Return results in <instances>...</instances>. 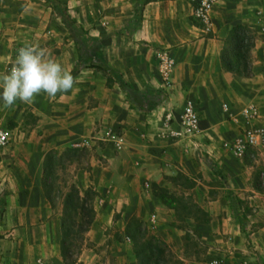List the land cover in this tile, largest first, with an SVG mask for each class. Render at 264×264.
<instances>
[{"label": "crops", "instance_id": "0c3cea01", "mask_svg": "<svg viewBox=\"0 0 264 264\" xmlns=\"http://www.w3.org/2000/svg\"><path fill=\"white\" fill-rule=\"evenodd\" d=\"M66 1L78 24L97 25L91 35L102 38L98 27L101 23L109 31L125 27L121 34L114 33L104 41L107 64L138 91L152 88L167 93L152 110L138 109L131 106L117 83L108 86L106 79L79 76L74 87L51 106L38 97L29 105L39 115L38 125L31 132V149V141L41 128L40 154L75 146L77 142L86 145L76 148L91 151L87 168L76 177L98 194L93 201L95 218L85 233L84 247L75 264L139 261V247L126 230L131 219L146 216L149 209L158 215L167 212L161 205L166 202L144 185L157 184L172 193L175 184L171 178L179 173L196 181L187 195L210 217L201 226L204 238L209 240L208 250L202 256L193 254L185 241L179 249V263L231 264L235 255L222 262L220 255L212 252L236 250L239 223L233 217L228 190L253 208L249 214L253 226L250 238L264 259V183L257 174L259 167L264 169V34L257 22L258 10L264 12V0H218L209 32L194 17L191 0ZM140 8V24L129 31L128 24ZM236 24L248 26L254 33L248 77L225 70L221 61L225 39ZM117 41L121 45L112 54V43ZM161 49H167L175 63L168 88L163 86L157 68V52ZM73 68L74 65L66 69ZM188 99L195 102L201 131L192 140L169 137L167 120L172 118L177 126ZM246 106H252L257 115L247 119L242 113ZM248 126L261 133L263 142L253 148L252 156L238 158L225 144L233 142ZM211 164L225 174V181L213 172ZM22 177L19 189L6 195L3 224L0 223V228L10 231L9 235L20 236L15 242L21 249L12 253V264H30L39 257L67 264L60 249L62 210L54 211L33 176ZM150 191L153 200L148 204ZM259 219L263 222L256 224ZM152 227L158 232L163 229L156 224ZM3 259L0 256V264H9ZM150 263L156 264L152 260Z\"/></svg>", "mask_w": 264, "mask_h": 264}, {"label": "rangeland", "instance_id": "374dc122", "mask_svg": "<svg viewBox=\"0 0 264 264\" xmlns=\"http://www.w3.org/2000/svg\"><path fill=\"white\" fill-rule=\"evenodd\" d=\"M60 2L61 7L70 18L74 19L68 11L67 1L61 0ZM100 18H103V14ZM104 26L103 23L98 26L103 32L101 35L103 43L107 41V37L110 35L114 33L121 34L125 30V27L121 26L109 31L103 29ZM258 26L259 31L263 33L261 26L259 24ZM96 27L97 25L94 24L85 28L91 33L93 28ZM27 44L46 49L48 57L61 62L65 68L74 65L73 69H67L72 74L74 80L79 76L83 78L92 76L95 79H106V75H108L97 61L85 65H76L78 58L74 42L64 25L63 18L55 12L47 0H0V74H4L9 70L14 62L16 50ZM104 45L105 43L103 44V49L105 48ZM120 45V41L112 43V50L109 52L114 54L115 49L119 48ZM123 45H126V43ZM109 57L110 54L107 53V58ZM84 72L86 73L83 74ZM63 94L57 93L55 97L49 98L47 95L41 93L34 100L37 97L44 99L46 104L50 103L51 106L53 102L63 97ZM29 105L19 101L12 107H4L0 104V128L6 129L10 136L8 144L0 147V199L2 198L4 202L6 195L10 194L12 189H19L21 185L20 180L23 178L22 175L33 176L36 180L35 182L38 181V186L42 188V181L45 175L44 165L42 164H44L47 153L54 154L58 152V156H60L65 149L54 148L40 154L39 142L43 131L41 128H39L38 134L31 141L33 149L29 147L31 132L38 125L39 120V115L29 108ZM48 112L50 113L49 109ZM51 112L53 113V110ZM100 141L103 142L104 138ZM68 147L76 148L72 145ZM253 148H247L248 150L245 154L248 156L255 154ZM85 149L81 150L79 156L75 157L74 160H59L60 158L57 157L53 162L54 168L47 174L48 189L55 204V212L62 210L63 198L72 185L77 187L83 195L88 188L93 189L86 182L80 181L76 177L81 169L87 168L91 151ZM96 156L99 157L97 154ZM258 170L259 173L257 174L264 183V169L259 167ZM179 183H182V180ZM179 183L173 185L171 189L172 193L177 196L187 195L189 190ZM144 188L148 187L144 185ZM149 188L152 189L153 185L150 184ZM149 193L151 195L147 198L148 204L153 200L152 192L150 191ZM193 200L195 201V199ZM148 204L146 203V206ZM197 204L201 207L199 203ZM161 205L167 212H161L158 215L156 210L149 209V214L146 216H140L138 220L132 218L129 229H126L131 236L136 235L140 244L138 246L139 250L144 253L145 257L144 261L142 258L133 264H151V260H161L162 262L165 260L167 264H179V249L185 245V241L186 244H189V247H187L189 248V252L197 255L201 253L202 256L209 248V240L204 238L203 231L201 230V226L204 223V215L195 210L191 214H188L189 210L183 209L181 204H179L178 213L174 209L172 210L167 203H161ZM243 207L244 205L241 208L242 212ZM168 209H171L172 213L168 212ZM153 214H156V216H152ZM233 217L235 218V222L239 223V219L235 214H233ZM10 219L13 218L10 216ZM249 220L248 214L247 218L243 220L245 230L241 228L239 223L240 232L235 234L236 250L234 253L219 249L212 250V252H217L220 255L219 258H222V262L223 260H227L228 257L235 255V258L231 259V264H264L261 253L257 249H254L255 247L252 245L250 233L253 231V226L250 225ZM2 221L3 219H0V223ZM262 222L263 219H259L256 224H261ZM153 224L163 228L162 231H156L157 229L152 227ZM9 233L10 231L7 229L3 230L0 228V256L1 260L6 258L3 261L12 264L15 261L12 253L21 249L15 242V240L20 239V236H17L16 233L9 235ZM118 238L121 240L122 235L119 234ZM159 248L164 250V255L160 254Z\"/></svg>", "mask_w": 264, "mask_h": 264}, {"label": "trees", "instance_id": "16d2710c", "mask_svg": "<svg viewBox=\"0 0 264 264\" xmlns=\"http://www.w3.org/2000/svg\"><path fill=\"white\" fill-rule=\"evenodd\" d=\"M53 7L55 12L63 18L65 27L67 28L71 39L74 42L75 49L77 52L78 63L76 65H85L99 62L103 71L107 73L106 82L108 86H112L113 83H117L119 87L125 92L126 98L132 107L144 110H152L158 104H160L166 97L162 90H156L148 88L145 91H138L134 89L123 77L111 68L106 60L103 51L102 38L91 35L85 26L78 24L74 19H71L66 11L61 7V0H47ZM149 0H145L147 2ZM140 10H137L135 17L128 24L129 31L135 30L141 21ZM254 46V33L253 31L243 24L234 25L226 39L221 55V61L223 68L227 71L233 72L238 77H248L251 74V50ZM248 150V149H247ZM246 150V151H247ZM81 149L67 147L58 156V152L54 154L47 153L44 160L45 175L42 181V187L46 198L50 201L53 209L55 204L51 193L48 189L47 174L54 168V160L59 157V160H74L75 157L79 156ZM213 172L219 176L220 179L225 181V174L215 164H211ZM172 181L174 184H178L181 180L180 185H184L186 189H191L196 185V181L189 178L185 174L179 173L173 176ZM261 189V187L257 186ZM154 194L159 198L160 201L166 202L175 212L178 213L179 204L182 205L183 209L189 210L187 213L191 214L193 210L198 211L204 215V223L208 222L210 217L202 207H200L191 195H175L170 192L168 188L160 187L157 184H153ZM97 192L93 189L88 188L86 193L83 195L77 187L72 185L69 191L63 198L62 214L60 218L61 226V241L60 249L62 257L67 264H75L78 261L79 255L82 251L83 243L85 240V233L89 226L92 224L95 218V210L93 201L97 196ZM227 196L230 202V206L239 219L241 228L245 230L244 219L247 218L248 214L253 212V208L249 207L246 200L239 198L233 191L228 190ZM5 202L0 199V219L2 218ZM244 205L243 212L241 211ZM135 246H139V241L136 235L133 236ZM139 259L145 260L144 253L136 250ZM160 254L164 255V250L159 248ZM164 259V257H163ZM155 260L156 264H167L165 260ZM143 264V263H141ZM181 264V262L179 263Z\"/></svg>", "mask_w": 264, "mask_h": 264}, {"label": "built area", "instance_id": "2783aa9c", "mask_svg": "<svg viewBox=\"0 0 264 264\" xmlns=\"http://www.w3.org/2000/svg\"><path fill=\"white\" fill-rule=\"evenodd\" d=\"M194 6V17L203 25L207 32L212 30L213 23L211 14L215 3L218 0H191ZM257 22L261 26V31L264 33V12L258 10ZM174 60L167 49H161L157 52V68L160 77L163 82V86L170 87L172 84L171 75L174 67ZM227 108V105H224ZM242 113L247 119H251L257 115L252 106H246L243 108ZM172 118L167 120V133L169 137L175 139H193L200 131V118L195 108V102L188 99L183 107L182 114L178 119V125L174 126ZM263 136L261 133L248 126L243 129L240 135L233 141L225 144L232 153L242 158L249 147H256L262 144ZM10 141L9 132L6 129L0 128V147L5 146ZM86 145L84 142H77L76 147ZM146 187H150V183L145 184ZM30 264H55L53 261L46 258H36Z\"/></svg>", "mask_w": 264, "mask_h": 264}, {"label": "clouds", "instance_id": "9594fccd", "mask_svg": "<svg viewBox=\"0 0 264 264\" xmlns=\"http://www.w3.org/2000/svg\"><path fill=\"white\" fill-rule=\"evenodd\" d=\"M72 74L47 50L31 44L16 50L9 70L0 74V104L12 107L17 101L31 104L41 93L53 98L74 87Z\"/></svg>", "mask_w": 264, "mask_h": 264}]
</instances>
